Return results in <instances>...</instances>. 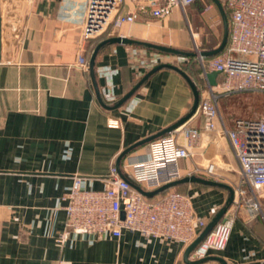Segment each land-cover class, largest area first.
I'll return each mask as SVG.
<instances>
[{"label":"crops","instance_id":"crops-1","mask_svg":"<svg viewBox=\"0 0 264 264\" xmlns=\"http://www.w3.org/2000/svg\"><path fill=\"white\" fill-rule=\"evenodd\" d=\"M214 4L198 0L186 15L176 8L159 21H120L99 42L125 35L192 51L190 27L198 31L210 20L214 26L219 23ZM92 41L80 43L79 0H0V264H191L184 259V243L129 230L120 237L71 234L58 241L66 223L65 195L74 176L91 178L88 185L103 188L123 150L177 122L194 101L187 80L164 67L123 105L105 108L90 69L79 61L80 55L90 59ZM161 53L136 44L104 46L95 70L105 102L115 104L151 68L170 62ZM193 63L185 58L175 64L189 72L202 96L209 82L202 65L197 74ZM221 79L218 73L217 84ZM106 89L113 98H105ZM111 120L118 125L111 126ZM186 123L202 133L195 154L180 161L183 177L198 175L234 186L238 163L227 139L218 130H205L198 112ZM147 150L148 143L140 145L122 159L129 179L134 181L126 173V161L144 157ZM209 167L212 174L207 173ZM181 189L192 197L206 225L230 195L226 187L198 182L184 183ZM227 217L232 229L226 247L195 264H224L215 256L228 264H264L263 219L232 204L219 220ZM189 258L195 260L191 253Z\"/></svg>","mask_w":264,"mask_h":264},{"label":"built area","instance_id":"built-area-1","mask_svg":"<svg viewBox=\"0 0 264 264\" xmlns=\"http://www.w3.org/2000/svg\"><path fill=\"white\" fill-rule=\"evenodd\" d=\"M198 0H79L80 43L104 35L120 21L133 23L141 17L166 19L176 8H186ZM229 17V37L224 50L203 57L198 48V32H190L198 49L203 75L222 74L221 81L200 98L197 112L203 116L205 130H218L229 142L238 163L232 205L244 207L251 216L264 221V118L238 117L228 125L222 115L216 91L264 92V0H220ZM182 58H187L181 56ZM80 64L89 68V59L80 55ZM107 99L113 98L104 90ZM111 126L118 120H111ZM202 130L186 122L148 142L144 157L126 161L125 170L147 190L183 177L180 161L196 152ZM212 174L211 167L207 169ZM91 178L76 175L65 195L66 223L58 241L71 234L120 237L124 230L147 238H163L189 245L206 226L197 216L192 197L175 188L145 196L123 178L116 165L103 188L88 185ZM231 218L217 221L191 251L193 259L223 250L231 234Z\"/></svg>","mask_w":264,"mask_h":264},{"label":"water","instance_id":"water-1","mask_svg":"<svg viewBox=\"0 0 264 264\" xmlns=\"http://www.w3.org/2000/svg\"><path fill=\"white\" fill-rule=\"evenodd\" d=\"M216 6L218 7L222 19H223V37L222 40L220 42V44L212 49H207V50H201L200 54L203 57H209V56H213L216 55L220 52H222L224 50V48L227 45L228 42V37H229V17H228V13L224 7V5L222 4V2L220 0H212ZM115 43H120V44H136V45H140V46H144L146 48L149 49H153V50H157L160 52H164L167 54H176V55H180V56H184V57H189V56H197V52L196 51H186V50H182L179 48H176L174 46H170V45H165V44H161V43H156V42H151V41H147V40H141V39H136V38H132L129 36H125V35H115V36H109L106 37L104 39H102L93 49L92 54L90 56L89 59V69L91 72V76H92V80L95 86V90H96V94H97V98L100 101V103L108 109H116L118 107H120L121 105H123L126 101H128L133 95L134 93L138 90V88L155 72H157L159 69L164 68V67H169L172 68L174 70H176L177 72H179L188 82V84L190 85V87L192 88L193 91V95H194V101L192 104V108L191 110L182 118H180L177 122L171 124L170 126L162 129L161 131L148 136L146 138H143L137 142H135L134 144H132L131 146L127 147L125 150H123L120 155L117 158L116 161V166L119 170L120 175L125 178L126 180L129 181V183L135 188L137 189L139 192H141L143 195L145 196H149V197H153L156 196L162 192H164L167 189L170 188H174L176 186H178L179 184L182 183H187V182H198V183H203V184H210V185H217V186H223L229 189L230 195L229 198L227 200V204L222 208V210L205 226V228L199 233V235L188 245L186 251H185V255H184V259L186 262L191 263V264H195V263H199L202 262L204 260L207 259V256L201 259H195V260H191L189 258V255L191 253V251L193 250V248L204 238V236L208 233V231L213 227V225L222 217V215L226 212V210L229 208V206H231V204L234 201V197H235V191H234V187L226 182L220 181V180H216L213 178H205L202 176H198V175H187L169 182H166L164 184H162L161 186L152 189V190H147L145 188H143L140 184L136 183L135 181L129 179L125 173L123 172L122 168H121V161L122 159L130 152L132 151L134 148L146 144L149 141L173 130L174 128L180 126L181 124L187 122L196 112L199 106V102H200V98H201V92H200V88L198 87L197 83L193 80V78L188 74V72L183 69L182 67H180L179 65L172 63V62H162L159 63L157 65H155L153 68H151L121 99H119L115 104L113 105H109L108 103L105 102L102 94H101V90L96 78V70H95V65H96V58L97 55L99 53V51L106 46L107 44H115ZM219 72L217 71H210L206 74V77L208 79V82L210 85H215L217 84L216 82V77L218 75ZM216 258L222 260L224 262V264H228L222 257H217Z\"/></svg>","mask_w":264,"mask_h":264},{"label":"rangeland","instance_id":"rangeland-1","mask_svg":"<svg viewBox=\"0 0 264 264\" xmlns=\"http://www.w3.org/2000/svg\"><path fill=\"white\" fill-rule=\"evenodd\" d=\"M187 9L188 8H186V11ZM215 15L218 17L217 22H219L217 26H214L212 20H210V24L207 27H205V29L196 31L198 32V38H197L198 48L201 50H204L205 48L212 45H216L217 47L222 40L223 25H222L221 15L218 9H216ZM149 18L155 21L160 20L152 17ZM191 50L196 51L198 53V49L196 47L194 40ZM161 54H162L161 56H164V58L170 60V62L172 63H179L180 61L184 60V58H182L180 55L167 54V53H161ZM187 58H189V60L194 61V67L198 65L199 69H201V66H199L201 65L200 64L201 62L199 60V55L194 56L195 59H192L191 57H187ZM216 93L220 94V96L218 97V103L222 115L225 119V122L228 125H232L233 120H235L238 117L264 118V92L240 91V92H232L230 94H223V92L218 89ZM204 94L207 95L208 92H205Z\"/></svg>","mask_w":264,"mask_h":264},{"label":"trees","instance_id":"trees-1","mask_svg":"<svg viewBox=\"0 0 264 264\" xmlns=\"http://www.w3.org/2000/svg\"><path fill=\"white\" fill-rule=\"evenodd\" d=\"M101 39V36L100 37H98V38H95V39H92V40H94V41H92L93 42V46H92V48H91V50H93V48H95V46L99 43V40ZM191 58H194V56H191ZM194 64V63H193ZM196 65V64H195ZM194 66V65H193ZM194 69V71L196 70L197 71V74L200 72V70L201 69H199V67L197 68V66H195V67H193ZM190 70V72H191V69H189ZM188 72V71H187ZM188 74H189V72H188ZM190 75V74H189ZM191 76V75H190ZM182 184H184V183H182ZM182 184H179V186H176V187H174L176 190H178V191H180V192H183V190L181 189V186H182Z\"/></svg>","mask_w":264,"mask_h":264}]
</instances>
